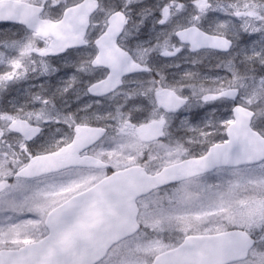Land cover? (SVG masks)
Masks as SVG:
<instances>
[{
    "label": "snow or ice",
    "instance_id": "obj_1",
    "mask_svg": "<svg viewBox=\"0 0 264 264\" xmlns=\"http://www.w3.org/2000/svg\"><path fill=\"white\" fill-rule=\"evenodd\" d=\"M0 264H264V0H0Z\"/></svg>",
    "mask_w": 264,
    "mask_h": 264
}]
</instances>
